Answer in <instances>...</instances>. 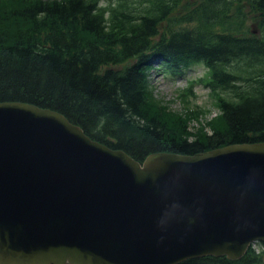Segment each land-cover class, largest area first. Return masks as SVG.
<instances>
[{
  "label": "trees",
  "instance_id": "obj_1",
  "mask_svg": "<svg viewBox=\"0 0 264 264\" xmlns=\"http://www.w3.org/2000/svg\"><path fill=\"white\" fill-rule=\"evenodd\" d=\"M198 64L219 111L211 133L189 131L205 109L171 115L151 89L155 66L182 76ZM11 102L56 111L140 164L262 144L264 0H0V103ZM260 245L181 264H264Z\"/></svg>",
  "mask_w": 264,
  "mask_h": 264
},
{
  "label": "water",
  "instance_id": "obj_2",
  "mask_svg": "<svg viewBox=\"0 0 264 264\" xmlns=\"http://www.w3.org/2000/svg\"><path fill=\"white\" fill-rule=\"evenodd\" d=\"M264 243V143L143 164L62 114L0 103V264H181Z\"/></svg>",
  "mask_w": 264,
  "mask_h": 264
},
{
  "label": "rangeland",
  "instance_id": "obj_3",
  "mask_svg": "<svg viewBox=\"0 0 264 264\" xmlns=\"http://www.w3.org/2000/svg\"><path fill=\"white\" fill-rule=\"evenodd\" d=\"M157 70L158 67L155 66V70L151 72V89L155 99L164 104L163 107L166 108V112L171 115L184 117L188 109L197 110L198 108H203L206 110V114L199 118H191L189 131L195 134L198 129L205 128L207 133H211L212 129L207 122L217 118L219 111L214 106L215 97L210 96L211 90L201 82L207 76L205 66L201 64L195 65L186 70L182 76H172ZM189 88H192L194 95L188 94L187 97V92H184V90ZM256 249L261 251L263 248L257 243Z\"/></svg>",
  "mask_w": 264,
  "mask_h": 264
},
{
  "label": "bare ground",
  "instance_id": "obj_4",
  "mask_svg": "<svg viewBox=\"0 0 264 264\" xmlns=\"http://www.w3.org/2000/svg\"><path fill=\"white\" fill-rule=\"evenodd\" d=\"M64 116V115H63ZM89 137V136H88Z\"/></svg>",
  "mask_w": 264,
  "mask_h": 264
}]
</instances>
